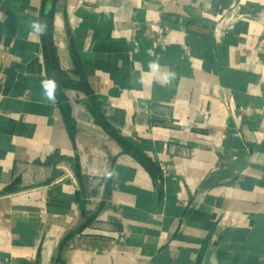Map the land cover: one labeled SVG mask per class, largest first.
I'll use <instances>...</instances> for the list:
<instances>
[{
	"label": "crops",
	"instance_id": "obj_1",
	"mask_svg": "<svg viewBox=\"0 0 264 264\" xmlns=\"http://www.w3.org/2000/svg\"><path fill=\"white\" fill-rule=\"evenodd\" d=\"M233 2L0 0V264H264V0L221 32Z\"/></svg>",
	"mask_w": 264,
	"mask_h": 264
},
{
	"label": "clouds",
	"instance_id": "obj_2",
	"mask_svg": "<svg viewBox=\"0 0 264 264\" xmlns=\"http://www.w3.org/2000/svg\"><path fill=\"white\" fill-rule=\"evenodd\" d=\"M31 28L38 34H43L46 30V25L43 23L39 22H33L31 24ZM148 68L152 72H159L160 70V64L158 61H151L148 65ZM165 82H168V77H165ZM42 89H43V97L51 102L55 103L56 102V93L59 90L58 84L56 83L55 80H47L42 82Z\"/></svg>",
	"mask_w": 264,
	"mask_h": 264
},
{
	"label": "built area",
	"instance_id": "obj_3",
	"mask_svg": "<svg viewBox=\"0 0 264 264\" xmlns=\"http://www.w3.org/2000/svg\"><path fill=\"white\" fill-rule=\"evenodd\" d=\"M243 16L244 14L241 11L240 0H234L233 4L223 17L222 22H220L219 30L221 32H227L233 29L235 23Z\"/></svg>",
	"mask_w": 264,
	"mask_h": 264
}]
</instances>
